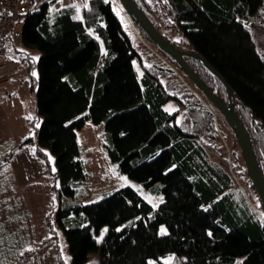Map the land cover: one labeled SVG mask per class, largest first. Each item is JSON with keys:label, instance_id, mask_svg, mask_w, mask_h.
Segmentation results:
<instances>
[{"label": "trees", "instance_id": "16d2710c", "mask_svg": "<svg viewBox=\"0 0 264 264\" xmlns=\"http://www.w3.org/2000/svg\"><path fill=\"white\" fill-rule=\"evenodd\" d=\"M54 1L30 7L17 24L24 45L41 53L38 77L30 74L41 119L35 153L47 158V149L55 156L59 200L75 195L87 178L78 130L88 119L105 124L104 146L119 171L145 187L161 183L164 197L155 207L132 187H123L93 203L61 206L57 218L73 264H87L92 252L99 253V264H164L171 253L185 256L183 264H264V205H253L232 172L213 157V104L170 67L146 65L113 0H88L82 9H56ZM135 1L160 31L154 11L155 5L163 7L167 27L181 40L163 34L203 56L231 86L264 177V56L248 26L264 0ZM186 60L229 103L226 85L202 61ZM28 66L36 67L31 59ZM170 102L178 108L169 111ZM11 156L0 160V171ZM246 173L261 200L247 167ZM104 226L108 230L98 241ZM163 226L167 234H161ZM11 239L10 245L0 241V264H23L34 249L17 252Z\"/></svg>", "mask_w": 264, "mask_h": 264}, {"label": "rangeland", "instance_id": "374dc122", "mask_svg": "<svg viewBox=\"0 0 264 264\" xmlns=\"http://www.w3.org/2000/svg\"><path fill=\"white\" fill-rule=\"evenodd\" d=\"M113 1L125 29L131 35L146 65L170 67L181 82L210 105L211 102L197 90L184 70L172 63L147 39L120 0ZM87 2L88 0H55L53 6L59 9L75 5L82 9ZM155 8L157 11H154V16L157 17L162 33L173 41H180L181 34L167 27V17L163 7L155 5ZM248 26L264 56V4L251 18ZM21 30L22 24L18 23L14 28L13 39L7 45V54L0 61V160H4L12 153L9 165L0 171V241L4 245H10L11 237V243L19 246L17 252L20 253L34 249L23 264H73L65 231L57 218L61 206L93 203L123 187H132L157 207L164 200L161 192L162 184L145 187L137 180L122 174L118 163L110 159L104 146L105 124L88 119L84 127L78 130L81 159L87 178L83 184L76 187L75 195L59 200L55 156L47 149H44L47 158L35 153L38 147L37 127L41 125V119L36 110L37 84L33 85L34 89L31 87L33 82L30 74L35 73L38 77L37 63L41 53L36 48L24 45L21 40ZM29 59L36 65L33 70L29 69ZM136 68L139 72L142 71L138 62ZM210 107L217 128V136L213 140L216 153H213V157L221 160L232 172L237 185L250 202L259 205L261 200L248 181L245 160L233 130L224 116ZM166 108L174 111L178 105L170 102ZM184 115L185 112L182 111L180 119ZM31 137L32 141L22 144ZM162 229L167 233L165 226ZM107 230L108 226L101 228L97 235L98 241H101V236L103 238ZM185 259L183 255L171 253L162 260L164 264L166 262L183 264ZM87 264H99V253L92 252Z\"/></svg>", "mask_w": 264, "mask_h": 264}, {"label": "water", "instance_id": "95a60500", "mask_svg": "<svg viewBox=\"0 0 264 264\" xmlns=\"http://www.w3.org/2000/svg\"><path fill=\"white\" fill-rule=\"evenodd\" d=\"M140 1V0H139ZM121 4L133 18V20L142 27L157 46L168 53L181 66L184 72L199 87L205 97L213 106L224 116L227 123L232 128L236 139L240 145L246 167L252 179V182L258 192L261 202L264 205V177L258 165L252 142L249 134L236 110L234 101V92L228 82L218 73L215 68L200 54L195 51L184 50L171 42L152 22L149 14L143 6H140L135 0H120ZM186 57H194L202 61L227 87L229 103L220 99L198 76V74L189 65Z\"/></svg>", "mask_w": 264, "mask_h": 264}, {"label": "built area", "instance_id": "2783aa9c", "mask_svg": "<svg viewBox=\"0 0 264 264\" xmlns=\"http://www.w3.org/2000/svg\"><path fill=\"white\" fill-rule=\"evenodd\" d=\"M44 0H0V61L7 54L11 29L30 7H38Z\"/></svg>", "mask_w": 264, "mask_h": 264}, {"label": "snow or ice", "instance_id": "6c2138e0", "mask_svg": "<svg viewBox=\"0 0 264 264\" xmlns=\"http://www.w3.org/2000/svg\"><path fill=\"white\" fill-rule=\"evenodd\" d=\"M33 75H35V73H33ZM31 117H29V119H30ZM38 126V125H37ZM106 231V230H105ZM161 234H167L166 233V230H164V229H161ZM101 239H102V236H101ZM166 264H167V262H166Z\"/></svg>", "mask_w": 264, "mask_h": 264}]
</instances>
